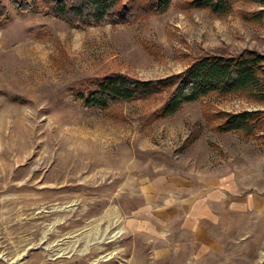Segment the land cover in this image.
I'll use <instances>...</instances> for the list:
<instances>
[{
    "label": "rangeland",
    "instance_id": "374dc122",
    "mask_svg": "<svg viewBox=\"0 0 264 264\" xmlns=\"http://www.w3.org/2000/svg\"><path fill=\"white\" fill-rule=\"evenodd\" d=\"M182 1L79 30L0 0V264H264V140L203 118L264 101L210 96L151 119L163 94L86 111L67 91L112 72L164 78L202 55L264 58V0L224 16ZM205 178L219 199L202 196Z\"/></svg>",
    "mask_w": 264,
    "mask_h": 264
},
{
    "label": "trees",
    "instance_id": "16d2710c",
    "mask_svg": "<svg viewBox=\"0 0 264 264\" xmlns=\"http://www.w3.org/2000/svg\"><path fill=\"white\" fill-rule=\"evenodd\" d=\"M20 13L38 4V14L61 22L69 28L84 29L102 26H127L164 13L171 0H7ZM261 0H184L176 6L181 10H204L211 15L224 16L238 3H257ZM256 12L246 17L259 15ZM7 9L0 2V23ZM73 102L86 111H105L115 103L148 101L157 95L165 96L162 105L150 114L151 119L174 115L184 105L210 96H242L264 101V58L246 50L240 55H202L190 61L179 73L154 80H138L120 72L83 80L67 89ZM260 110L239 113L219 112L204 115V120L217 133H237L244 139L264 140L258 130L264 125Z\"/></svg>",
    "mask_w": 264,
    "mask_h": 264
},
{
    "label": "crops",
    "instance_id": "0c3cea01",
    "mask_svg": "<svg viewBox=\"0 0 264 264\" xmlns=\"http://www.w3.org/2000/svg\"><path fill=\"white\" fill-rule=\"evenodd\" d=\"M217 184L216 180L214 178H205L204 181H202V185L205 188V190L202 192V196L205 198H216L219 199L222 196V193L220 191H211V187H214ZM258 199L255 197H252L251 199H248V201H244L243 204L245 206L251 205H257L258 204Z\"/></svg>",
    "mask_w": 264,
    "mask_h": 264
},
{
    "label": "bare ground",
    "instance_id": "6f19581e",
    "mask_svg": "<svg viewBox=\"0 0 264 264\" xmlns=\"http://www.w3.org/2000/svg\"><path fill=\"white\" fill-rule=\"evenodd\" d=\"M121 230L116 231L112 237L117 236ZM115 238V237H114Z\"/></svg>",
    "mask_w": 264,
    "mask_h": 264
}]
</instances>
